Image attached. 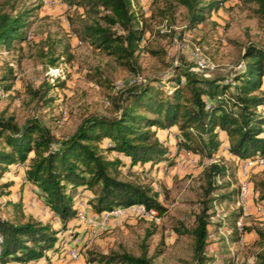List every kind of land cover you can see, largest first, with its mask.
Returning a JSON list of instances; mask_svg holds the SVG:
<instances>
[{"label": "rangeland", "instance_id": "obj_1", "mask_svg": "<svg viewBox=\"0 0 264 264\" xmlns=\"http://www.w3.org/2000/svg\"><path fill=\"white\" fill-rule=\"evenodd\" d=\"M21 8L30 12L25 38L0 47V74L11 66L13 75L9 88L0 86V114L13 117L17 123L36 116L56 139L70 135L88 114L116 113L120 92L132 82L149 80L168 88L166 79L176 64L228 80L242 66L241 53L246 44L264 46V19L255 12L251 0H224L192 27L186 26L185 7L173 0H131L136 23L143 28L135 69L76 36L74 28L90 19L81 7L69 6L63 0H0V10L14 13ZM49 57L56 58L53 64L48 62ZM199 58L203 65L198 64ZM44 85L49 88L39 95ZM257 110L263 111L264 107ZM163 131L166 137L161 142L170 149L173 160H162L159 172L149 165L120 167L119 176L156 191L158 201L165 207L158 222L127 210L126 215L95 235L90 233L92 227L79 224L69 234L58 233V246L46 258L41 257L42 262L29 264H91L87 261L90 254L109 250L132 255L145 252L146 256L159 251L151 264H192V238L188 233L176 234L173 226L178 221L185 228L193 226L200 202L205 199L203 170L210 162L223 166L225 175L218 177L215 189L206 196L212 199L207 209L209 234L205 252L215 261L255 264L256 253L264 248V238L256 233L259 230L264 234V214L257 210L262 203L258 196L264 191V164L252 163L247 174L239 176L235 160L223 148L211 158L194 153L198 157L184 159L177 166L179 171H175L174 158L179 160L181 155L174 145L173 131ZM104 154L108 158L115 156L111 152ZM25 166L26 163L10 165L0 176V184L13 182L10 194L0 196V217L13 222L32 218L60 229L57 217L39 198L40 201L29 199L23 208L3 205L5 200H18ZM242 181L248 185L245 209L236 204ZM28 190L26 185L25 192ZM75 194L79 197L77 207H88L86 195ZM236 213L243 230L241 241L238 233H233ZM68 248L77 251L76 260L65 256Z\"/></svg>", "mask_w": 264, "mask_h": 264}, {"label": "trees", "instance_id": "obj_2", "mask_svg": "<svg viewBox=\"0 0 264 264\" xmlns=\"http://www.w3.org/2000/svg\"><path fill=\"white\" fill-rule=\"evenodd\" d=\"M81 7L89 17L77 28L76 36L113 56L127 68H137L136 51L142 37V27L136 23L131 0H63ZM186 9V26L192 27L217 10L224 0H173ZM255 12L264 19V0H251ZM26 8L14 13L0 10V47L12 40L25 38ZM242 66L230 75L231 82L217 74H203L180 65H173L166 81L168 88L145 80L132 82L121 92L117 112L111 115L91 113L84 116L70 135L56 139L48 126L36 116L17 123L11 116L0 114V176L13 164L26 163L22 177L33 192L53 212L60 229L47 222L28 218L13 222L0 217V264H28L48 255L58 246V233L74 218L79 197H87V206L94 213L117 206L143 204L162 215L165 207L149 186L121 179L117 156L108 158L104 152H116L126 158L130 168L145 166L173 157L169 148L158 139L156 128L174 131L177 149L211 158L221 150L237 160L264 155V46L248 43L241 53ZM55 57H49L53 64ZM12 68L6 66L0 74V86L12 85ZM44 85L39 95L45 94ZM174 128V129H173ZM222 130L226 141L219 136ZM106 140L105 143L103 141ZM225 168L210 162L203 170L201 205L193 226L188 229L178 221L173 231L188 233L192 238V264H229L216 260L205 252L208 237V196L215 189ZM20 182V181H19ZM11 181L0 184V196L10 194ZM4 189H3V188ZM264 204V191L258 196ZM3 205L23 208L18 200H5ZM238 213L234 214L232 225ZM248 229V228H246ZM233 233H237L234 228ZM256 233L264 238L259 230ZM239 238V235L237 234ZM92 253V252H91ZM152 256L145 252L132 255L109 250L92 253L91 264H151ZM255 264H264V248L256 253Z\"/></svg>", "mask_w": 264, "mask_h": 264}, {"label": "built area", "instance_id": "obj_3", "mask_svg": "<svg viewBox=\"0 0 264 264\" xmlns=\"http://www.w3.org/2000/svg\"><path fill=\"white\" fill-rule=\"evenodd\" d=\"M142 39V38H141ZM140 45V41L138 46ZM198 64L203 65L202 59H197ZM227 81V79L225 78ZM230 81V78L228 79ZM231 82V81H230ZM182 150V149H179ZM184 151V150H183ZM214 161V160H213ZM252 163L264 164V155H255L252 158L242 159V162L238 166L239 176H245L247 171ZM248 194V185L245 182H240L238 188V194L236 198V204L240 206L242 209L246 208V197ZM127 210L134 211L136 214L147 218L151 221L158 222L160 219V215L154 208H146L143 204H133L130 206H117L108 211H103L99 213L98 218L91 213H86L83 209H77L75 212L74 218L76 219L77 225H87L92 227L90 233L95 235L98 232L104 231L107 229L109 223H115L119 220L120 217L126 215ZM259 213L264 214V205L257 207ZM235 230L239 235L240 241L242 240L243 230L240 223V218H237L235 221ZM63 231L65 233H71L72 229L66 227ZM65 256H67L70 260H76L78 258L77 251L74 248H68L66 250ZM229 264H236L235 262H230Z\"/></svg>", "mask_w": 264, "mask_h": 264}, {"label": "crops", "instance_id": "obj_4", "mask_svg": "<svg viewBox=\"0 0 264 264\" xmlns=\"http://www.w3.org/2000/svg\"><path fill=\"white\" fill-rule=\"evenodd\" d=\"M164 129H166V130H171V131H173L172 129H169V128H156V135H157V137H158V139L161 141L162 140V138H165L166 137V135L164 134ZM173 133H174V131H173ZM218 134H219V136L220 137H222V139L224 140V141H226V139H225V136H224V133H223V131L222 130H218ZM224 148H225V143H224ZM111 153H113L115 156H117L119 159H121L122 161L124 160V162H125V165H121L120 167H122V168H124L125 166H130L129 164H127L128 163V158H126L125 156H123V155H121V154H119V153H116V152H111ZM178 153L181 155L178 159L179 160H177V158H174V160H175V162H176V165L173 167V170H175V171H179V168L177 167L178 165H180L181 163H182V161L184 160V159H186V158H188V157H198L196 154H194V153H192V152H187V151H183V150H179L178 151ZM242 162V160L241 159H239V160H237V167L239 166V164ZM161 164V161H159V162H157V163H154V164H151V166L152 167H154L156 170H154V172H159V171H161V166H159ZM133 166H136V165H133ZM132 166V167H133ZM177 167V168H176ZM22 174H23V170H22ZM22 175L20 176V182L22 181V183H23V186H22V188L19 190V197L18 198H20V200H21V202L23 203L22 205H23V207H25V203L26 202H30L32 199H33V201L35 200V201H40L39 199H38V197L33 193V192H31V186L27 183V184H25V182H24V179L22 180ZM26 185H29V190L28 191H26L25 192V187H26ZM12 191V190H11ZM32 197H34V198H32ZM25 199V200H24ZM29 199H30V201H29ZM88 208V209H87ZM78 209H83V207L81 206V207H78ZM86 213H91L92 215H95L96 217H98L99 216V214L98 213H94L92 210H91V208L90 207H84V209H83ZM77 225V223H76V219L75 218H72L71 220H69L67 223H66V227H69V228H72L73 227V229L74 230H76L77 228L75 227ZM52 227H54V226H52ZM55 228V227H54ZM42 260H43V258H40L39 260H37V262H42ZM29 264V263H28Z\"/></svg>", "mask_w": 264, "mask_h": 264}]
</instances>
